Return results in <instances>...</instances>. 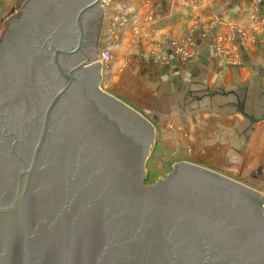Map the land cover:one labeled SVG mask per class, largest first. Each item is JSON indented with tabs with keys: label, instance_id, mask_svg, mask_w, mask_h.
Segmentation results:
<instances>
[{
	"label": "water",
	"instance_id": "water-1",
	"mask_svg": "<svg viewBox=\"0 0 264 264\" xmlns=\"http://www.w3.org/2000/svg\"><path fill=\"white\" fill-rule=\"evenodd\" d=\"M45 1L15 12L0 38V264H264L257 191L187 161L148 184L152 124L88 89L102 67L81 39L93 19L97 42L101 0H65L82 22L70 48L8 54L14 22L50 14Z\"/></svg>",
	"mask_w": 264,
	"mask_h": 264
},
{
	"label": "crops",
	"instance_id": "crops-1",
	"mask_svg": "<svg viewBox=\"0 0 264 264\" xmlns=\"http://www.w3.org/2000/svg\"><path fill=\"white\" fill-rule=\"evenodd\" d=\"M23 1L20 10L30 0ZM254 7L264 18V0H113L101 4L96 42L99 59L116 15L119 45L111 81L118 92L152 111L156 123L179 127L185 135L180 139L200 159L248 187L264 179V27L250 22ZM219 36L227 39L232 57L239 53V63L217 51ZM173 41L191 56L172 55ZM166 50L168 62L152 60Z\"/></svg>",
	"mask_w": 264,
	"mask_h": 264
},
{
	"label": "rangeland",
	"instance_id": "rangeland-1",
	"mask_svg": "<svg viewBox=\"0 0 264 264\" xmlns=\"http://www.w3.org/2000/svg\"><path fill=\"white\" fill-rule=\"evenodd\" d=\"M23 2H24L23 0H0V38L3 31L6 29L9 23V19L15 18V12L20 11ZM253 13H254V8H252L248 13L249 14L248 18L250 22L251 21L258 22L260 28L264 27L263 17L253 15ZM120 20L127 22L126 18L125 19L122 18ZM117 21L118 20L116 18V15H114V17H112L111 20L109 41H107L108 40V36H107V40L104 42V45L101 43L102 50H104L105 48H110L113 58L110 61L109 66L105 67V69L102 70V76L98 83V87L100 86V88L103 91L123 100L124 103L128 104L132 108L133 106L136 107L138 110H140L139 112H141V114L150 121V123L152 121L153 123H155V126L152 125L154 129L153 143L149 146L150 150L146 162V171L148 174L146 182L148 184H151L156 182L159 178L164 177L168 172L172 170L174 163L179 161L191 162L212 169L216 172H221L220 170L221 168L215 165H211L209 162L200 159L198 155L195 153V151L190 147H188V144H185V142H183L185 135H182L179 132H177V128L179 129V127L175 126L173 129L171 128L169 129L170 124L164 126V123H162V121H160V123H156V119L154 118L152 111L138 108L137 105H135L130 99L127 98V96H124L118 92L117 86L115 85L116 80L113 79L111 81V79L114 76H116L115 75L116 72L112 74L111 66L113 65V61H114L113 51H116L119 45V41H118L119 39L118 36H116L118 31L116 30L118 27H120L119 26L120 21L118 22ZM253 27L255 28L254 24ZM235 31L242 34L244 32V29L237 26L235 27ZM223 56L225 57V59L227 58L229 59L231 57V55H228V53ZM234 57L239 63L240 60L239 53L237 55H234ZM99 89L98 91H101ZM180 138H182L183 141ZM250 188L258 190L260 192V195L264 198V179L259 185L257 186L253 185Z\"/></svg>",
	"mask_w": 264,
	"mask_h": 264
},
{
	"label": "flooded vegetation",
	"instance_id": "flooded-vegetation-1",
	"mask_svg": "<svg viewBox=\"0 0 264 264\" xmlns=\"http://www.w3.org/2000/svg\"><path fill=\"white\" fill-rule=\"evenodd\" d=\"M45 2L48 3L44 5L42 4V7L44 8L45 6L47 8H50V10L52 11L50 12V14L44 11L42 13L36 14V17H25L22 20L19 19V21L17 20L14 22V26L17 28V38L15 39L16 41L18 39V41L16 43V46L12 48V51L8 52L9 55L11 53L17 54L19 52V49L17 50L18 43L20 45H22L24 42H30V44L37 43L35 47H39L37 48L39 50L38 52H45L51 50L50 47L55 42L58 44L62 43L65 48H70L73 40L75 41V44L80 41L81 30L79 29V25L82 22H77V20H75L71 12V3L65 0H62L60 4H58V2H56L55 0H47ZM91 20V29H89L88 31V36L81 39L82 43L80 48L81 50L83 49V47L88 48L95 52L99 47L96 44V40L94 37L95 20ZM9 37H11V35H9ZM85 38L87 39V43H85L84 41ZM100 79L101 76L98 67L91 68L88 71V75L86 77V85L88 89L97 94V87ZM98 88H100V86ZM101 99L106 103L113 102V99H110L105 95L102 96ZM118 106L123 112L124 108L121 105ZM257 206L259 207L258 204Z\"/></svg>",
	"mask_w": 264,
	"mask_h": 264
},
{
	"label": "built area",
	"instance_id": "built-area-1",
	"mask_svg": "<svg viewBox=\"0 0 264 264\" xmlns=\"http://www.w3.org/2000/svg\"><path fill=\"white\" fill-rule=\"evenodd\" d=\"M110 1H112V0H101V4L104 7ZM260 12L261 11L259 10V7H254L253 15L261 16ZM263 20H264V18H263ZM242 35L245 36L246 32L244 31L242 33ZM226 41H227V39L225 37H223V36L218 37L217 46H216L217 51L219 53H221L222 55L227 54V53H228V55H231L229 52V48H227V46L225 44ZM192 43H193V41H192V39H190L187 44H192ZM173 45H175V46L173 47L174 51L171 52L172 55L174 54V55L180 56L182 58H186V57L188 58L191 56V53L188 50L189 48L185 47V45L179 46L177 41H173ZM112 58H113V55L111 53L110 48H105L104 50H102V52L99 56V59H98V62L100 63L102 69H105V67L109 66V63L112 60ZM169 58H170V53H169V51L166 50L165 53H161L160 55H155L154 57H152V60H154L155 63H157V62H168ZM228 60H229V62H231V64H236L238 62L236 60V58L232 57V56ZM263 206H264V202H263Z\"/></svg>",
	"mask_w": 264,
	"mask_h": 264
}]
</instances>
